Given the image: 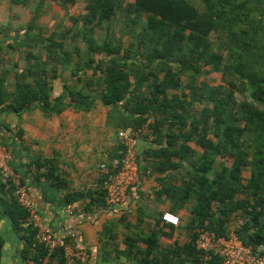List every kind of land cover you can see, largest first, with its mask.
Returning a JSON list of instances; mask_svg holds the SVG:
<instances>
[{"label":"trees","instance_id":"16d2710c","mask_svg":"<svg viewBox=\"0 0 264 264\" xmlns=\"http://www.w3.org/2000/svg\"><path fill=\"white\" fill-rule=\"evenodd\" d=\"M10 2L31 5L30 0ZM74 2L36 0L34 19L27 24L29 32L39 31L30 39L33 49L43 48L47 61L75 59L76 64L87 65L92 77L80 90L65 87L69 98L85 101L95 85H101V103L111 107L109 124L113 120L117 129L125 131L147 129L153 136L152 149L143 160L145 177L160 176L157 194L166 196L172 213L191 204L184 225L188 241L158 251L159 234L154 229L140 239L146 244L144 261L221 264L218 256L204 259L196 248L201 230L219 237L232 232L254 251L261 248L264 255V0H133L126 4L87 0L81 15L69 17L71 30L42 36V27L35 23L38 12L49 3L67 7ZM116 23L125 24L119 36L110 31ZM104 28L105 37L95 39V32ZM69 35L70 40L84 44V51L79 45L67 47ZM124 35L130 36L127 46L120 40ZM26 59H33L35 67L16 74L11 93L0 79V106L13 113L38 102L50 104L46 62L32 52ZM213 73L220 74L219 84L199 80ZM30 78L33 83L27 81ZM120 157L118 153L116 158ZM49 176L55 186L64 187L52 171ZM143 177L140 174L141 181ZM4 185L14 195L7 214L15 230L23 232L24 257L31 264H65L61 250L48 256L37 243L13 187L9 182ZM101 194L105 202L102 190ZM78 198L65 197L67 202ZM155 226L163 234L168 232L162 228L171 232L175 228L162 215ZM135 242L126 238L128 253ZM1 247L0 238V253Z\"/></svg>","mask_w":264,"mask_h":264},{"label":"crops","instance_id":"0c3cea01","mask_svg":"<svg viewBox=\"0 0 264 264\" xmlns=\"http://www.w3.org/2000/svg\"><path fill=\"white\" fill-rule=\"evenodd\" d=\"M1 14L0 45L4 48L0 50V79L5 90L11 93L16 74L35 67L33 59H26L28 52L46 62L44 68L50 79L48 106L38 102L19 113L0 106V145L10 150V165L21 174L43 223L56 235L72 237L75 244L86 248L90 254L89 264H147L143 254L146 244L140 239L147 238L154 229L159 234L158 251L185 244L189 232L184 225L190 216L191 204L187 209L172 213L166 196L157 194L160 176L145 177L144 174L143 156L152 149L153 136L147 129H137L142 132L136 150L140 174L144 177L139 185L128 190L122 204L107 206L102 200L99 167L101 164L110 166L120 151V130L113 125V120L111 124L108 122L111 107L101 103L95 88L85 101L71 100L65 87L82 89L92 77L88 66L76 64L75 59L71 63L47 61L45 50L33 49L34 43L30 41L39 31L29 32L27 25L18 29L19 24L17 27L13 24L16 17L8 11ZM38 24L43 28L40 22ZM44 31L42 29V36H48ZM7 44L13 47L7 49ZM32 80L27 81L33 83ZM49 171L64 183L63 188L52 183ZM67 195L80 198L67 202ZM13 199V192L0 177V264H31L23 255V232L15 230L7 214ZM165 212L179 219V225L172 232L162 228L168 234L160 233L161 227L155 226ZM127 237L136 240L130 253ZM30 253H34L32 247Z\"/></svg>","mask_w":264,"mask_h":264},{"label":"built area","instance_id":"2783aa9c","mask_svg":"<svg viewBox=\"0 0 264 264\" xmlns=\"http://www.w3.org/2000/svg\"><path fill=\"white\" fill-rule=\"evenodd\" d=\"M141 134V130H120L118 141L121 157L114 159L110 166L101 164L99 167L102 172L101 190L109 207L122 204L127 198L128 190L141 183L136 150ZM11 159L10 150L0 145V177L5 184L9 182L13 187L17 203L28 214L27 225L35 230L37 243L44 246L48 256L61 250L65 264H89L90 254L86 248L75 244L72 237L56 235L43 223L23 184L21 174L11 167ZM70 208L69 205L68 209ZM162 220L173 226L179 225L178 217L169 212L162 214ZM195 245L204 253V259H208L211 254L216 255L220 258L221 264H264V255L260 254L262 249L254 251L233 233L219 237L213 232L201 230Z\"/></svg>","mask_w":264,"mask_h":264},{"label":"rangeland","instance_id":"374dc122","mask_svg":"<svg viewBox=\"0 0 264 264\" xmlns=\"http://www.w3.org/2000/svg\"><path fill=\"white\" fill-rule=\"evenodd\" d=\"M74 4H68L67 7H62L59 4L56 3H49L48 6H45L40 12H38L39 17L37 18V22L35 23H41L43 25V30L46 35H49L52 31H57L60 33L61 31H65L66 29H72L73 24L70 22L69 17H77L81 15L84 12V5L87 0H74ZM122 4L133 2V0H120ZM31 5H28L26 7L24 6H15L13 5L10 0H0V17L2 12H7L9 14H12V16L16 17L15 21H13V24L17 27L19 24V28H25L28 21H33L34 15H35V5L36 0H30ZM29 4V3H28ZM118 17L122 20L121 16L118 15ZM142 19L145 18L143 15L141 17ZM123 22V20H122ZM18 23V24H17ZM125 24H113L110 31L114 36H119L120 31L122 27ZM15 27V28H16ZM106 28L96 31L95 32V39L103 38L106 35ZM123 45L127 46L128 42L130 41V36L124 35L120 38ZM67 47H74L79 45V49L81 51H84V44L81 43L80 40H70V35L66 39ZM68 49V48H67ZM89 65V64H88ZM89 73V72H88ZM206 79L209 84L216 85L220 83V74L213 73L212 75H208L206 77H200L199 80ZM198 80V81H199ZM96 93H100L102 90V86L98 85L96 87ZM94 89V90H95ZM116 159V158H115ZM243 176L246 177L247 173H243ZM233 230L234 223H232Z\"/></svg>","mask_w":264,"mask_h":264}]
</instances>
